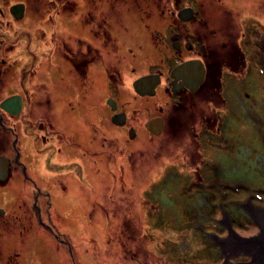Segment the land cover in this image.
<instances>
[{
  "label": "rangeland",
  "instance_id": "obj_1",
  "mask_svg": "<svg viewBox=\"0 0 264 264\" xmlns=\"http://www.w3.org/2000/svg\"><path fill=\"white\" fill-rule=\"evenodd\" d=\"M212 5L199 10V16L212 13L243 30L240 75L232 81L238 84L218 86L221 105L216 107L213 86L185 109L162 91L140 98L129 86L120 87L118 102L128 115L147 122L156 107L162 108L165 128L153 137L138 121L136 138L125 143L124 129L111 123L104 104L84 111L87 122L95 118L98 124V142L107 145L86 149L78 169L61 177L68 184L61 194L57 187L48 188L46 155L29 154L32 146L22 136L28 152L20 159L26 165L31 158L28 174L37 178L41 193L11 163L7 178L0 180V215H14L16 219L6 221L13 219L16 223L10 226L16 229H5L0 219V264H219L222 247L208 240L206 228L222 221L241 236L249 229V219L264 225V0H212ZM167 14L158 9L153 18ZM157 29L165 37L163 26ZM134 37L133 30L127 34L128 39ZM145 56L132 59L139 72L157 65L151 46ZM33 66L24 79L44 80L43 66L40 77L31 73ZM208 117L214 132L206 127ZM82 131L86 140L92 128L84 122ZM0 134V157L12 162L13 138ZM124 143L132 151L129 165L121 150ZM46 193L54 200L40 202ZM37 194L41 214L33 206ZM77 201L86 207L79 208ZM40 220L51 222L57 238ZM228 227L225 233H231ZM250 242L242 245L252 249L257 244Z\"/></svg>",
  "mask_w": 264,
  "mask_h": 264
},
{
  "label": "flooded vegetation",
  "instance_id": "obj_2",
  "mask_svg": "<svg viewBox=\"0 0 264 264\" xmlns=\"http://www.w3.org/2000/svg\"><path fill=\"white\" fill-rule=\"evenodd\" d=\"M213 6L212 0H0V104L13 96L21 101L15 114L0 107V132L13 138L10 141L13 156L12 162L8 160V171L11 163L17 169L20 167L24 179L33 184L40 195L37 178L28 174L31 158L28 162L24 160L26 165L20 159L28 152L24 147L26 141L23 145L24 136L27 145L32 146L29 154L34 157L46 155L48 188L57 187L65 193L67 179L61 177L66 171L78 169L86 149L107 145L98 142V124L95 118L87 122L84 111L100 109L104 104L109 111V120L124 129V141L128 143L137 136L139 120L122 109L124 104H119L117 93L122 86L133 90L134 82L143 76H158L155 91H162L168 100L182 109L189 107L197 94L208 92L212 86L238 84L232 81L240 75L243 30L231 20H222L212 13L199 16V10ZM186 8L192 14L188 20L179 16ZM158 9L163 13L168 10L169 14L156 20L153 15ZM159 26L165 29V37L157 29ZM132 30L135 37L128 39L127 34ZM147 46L153 48L157 65L149 71L139 72L132 59L145 58ZM7 60L6 67L2 68ZM33 63L31 73L40 77L43 66L44 80L28 83L24 75ZM199 66L204 70L201 81L197 77L199 83L190 77L184 81L186 74L178 72L184 69L190 72L191 68L197 73ZM19 74L21 78H16ZM9 84L12 89L7 87ZM134 94L140 98L148 97ZM161 109L156 107L155 114L148 119L162 116L165 120L164 115L159 114ZM61 112L63 117L56 120V115ZM66 112L74 116L69 117ZM116 116L119 124L114 121ZM141 121L140 126L151 134L145 128L146 119ZM84 122L92 128L86 140L81 136ZM163 124L164 129L165 121ZM125 143L121 150L129 165L132 151ZM38 194L34 195L33 206L41 214ZM42 197L40 202L54 200L51 194ZM224 214L222 211L220 216L224 217ZM7 215L10 217L6 213L0 215L4 228L15 231L16 226L10 225L16 222L6 220L16 217ZM249 220L250 230L241 236L234 231L225 233L228 223L225 225L222 221L216 227L206 228L203 234L208 240L222 247L219 264H264L263 228L259 221ZM49 223L40 220L45 230L57 238ZM235 236L257 244L252 249L247 245L244 248ZM65 244L69 246L68 242Z\"/></svg>",
  "mask_w": 264,
  "mask_h": 264
},
{
  "label": "water",
  "instance_id": "obj_3",
  "mask_svg": "<svg viewBox=\"0 0 264 264\" xmlns=\"http://www.w3.org/2000/svg\"><path fill=\"white\" fill-rule=\"evenodd\" d=\"M187 14V17L185 16ZM179 16L184 19V20H188L192 17V14H191V10L189 8H186V9H182L180 12H179ZM185 17V18H184ZM186 70V73L184 74H187V73H190L188 71V69H184V70H178L179 73H182L181 71H185ZM203 68L202 67H198V70H197V73L190 76V78L192 80H197V77L199 78V81H201L202 79V76H203ZM199 72V73H198ZM173 74V73H172ZM174 75V74H173ZM159 81V78L158 76H154V75H147L145 77H142V78H139L138 80H136L133 84V91L140 95V96H153L154 93H155V87L156 86H142L143 83H149V85L151 84H156L157 82ZM199 81L197 83H199ZM197 87V86H194V88ZM193 88V89H194ZM20 105H21V101H20V98L17 97V96H13V97H9L7 99H5L4 101L1 102L0 104V107L4 110V111H7L8 113L10 114H15L19 111L20 109ZM114 121L116 123H120L118 121V117L116 116L114 118ZM162 127H163V121L161 118H153V119H150L148 120L146 123H145V128L150 132L152 133L153 135H158L161 130H162ZM130 135H131V132H130ZM8 160L7 158L5 157H0V180H4L7 178V175H8Z\"/></svg>",
  "mask_w": 264,
  "mask_h": 264
},
{
  "label": "bare ground",
  "instance_id": "obj_4",
  "mask_svg": "<svg viewBox=\"0 0 264 264\" xmlns=\"http://www.w3.org/2000/svg\"><path fill=\"white\" fill-rule=\"evenodd\" d=\"M189 70H190V73H187L186 76H183L184 81L187 80L190 76L196 74V73H195V72H196L195 69H191V68H189ZM184 73H186V70L183 71L182 74H184ZM143 77H145V76H143ZM157 84H158V82H157L156 84H151V85H149V84L146 85V83H145V84L143 83L142 86H145V85H146V86H156ZM156 94H157V92L155 91V93H154L153 96H155ZM151 97H152V96H151ZM120 160H121V159H118V160H116V161L119 162ZM59 192H60V194H61L63 191L59 189ZM77 204H78L79 208H80V207H82V208H85V207H86V202H80V201H77ZM248 207H249V206H248ZM252 209H253V208H252ZM66 210L68 211L67 213H69V206H68V205H67ZM256 212L259 213L258 211H256ZM261 225H262V223H261ZM262 228H263V233H264V225H262ZM69 230H70V229H69ZM234 238H235V239H238L239 237L235 236ZM239 240H240V242H241V245H242V244H246V243H248L247 240H243L242 238H241V239L239 238ZM226 246H227V244H226Z\"/></svg>",
  "mask_w": 264,
  "mask_h": 264
},
{
  "label": "trees",
  "instance_id": "obj_5",
  "mask_svg": "<svg viewBox=\"0 0 264 264\" xmlns=\"http://www.w3.org/2000/svg\"><path fill=\"white\" fill-rule=\"evenodd\" d=\"M214 87V93H215V99H216V102H215V104H217V103H219V104H217L216 105V107H219L220 105H221V101H223L222 99V97H220L219 96V94H220V89L218 88V86H213ZM221 95V94H220ZM206 127L208 128V129H210V130H213L214 129V127H215V125H213V123H210L209 122V117H208V121H207V124H206Z\"/></svg>",
  "mask_w": 264,
  "mask_h": 264
},
{
  "label": "clouds",
  "instance_id": "obj_6",
  "mask_svg": "<svg viewBox=\"0 0 264 264\" xmlns=\"http://www.w3.org/2000/svg\"><path fill=\"white\" fill-rule=\"evenodd\" d=\"M260 226H261V228H262V225H260ZM229 230H231V231H232V229H230V228L228 227V231H229Z\"/></svg>",
  "mask_w": 264,
  "mask_h": 264
}]
</instances>
